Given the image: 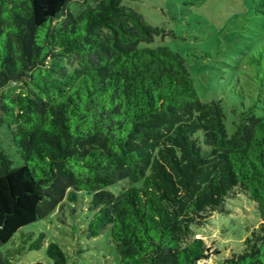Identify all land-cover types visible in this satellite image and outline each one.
<instances>
[{"label":"trees","instance_id":"16d2710c","mask_svg":"<svg viewBox=\"0 0 264 264\" xmlns=\"http://www.w3.org/2000/svg\"><path fill=\"white\" fill-rule=\"evenodd\" d=\"M162 31L125 0H0V127L24 160L0 142V264L41 249L23 229L80 195L115 264H198L213 250L195 227L243 197L260 219L219 264H264V44L242 80L197 81L183 51L145 44Z\"/></svg>","mask_w":264,"mask_h":264},{"label":"rangeland","instance_id":"374dc122","mask_svg":"<svg viewBox=\"0 0 264 264\" xmlns=\"http://www.w3.org/2000/svg\"><path fill=\"white\" fill-rule=\"evenodd\" d=\"M125 2L142 12L150 23L164 28L154 42L145 44H163L183 51L197 81L203 75L221 77L229 71L242 80V67H247L248 54L257 45L264 44V41L259 43L263 37L264 20L253 13L249 0ZM72 6L75 9L76 4ZM210 88L209 91H214ZM11 138L9 128L0 127L1 146L11 155L13 166H20L24 160L17 153ZM85 196L89 200L90 195L85 193ZM228 208L230 210L226 214L214 211L208 217L209 223L195 227L198 236L203 237L213 250L209 258L198 264H219L234 249H240L246 236L245 228L260 219L255 206L243 197L228 203ZM92 214L88 201L80 195L78 201L67 200L65 206L59 207L47 218L26 226L23 230L33 232V238H38L42 232L46 233V238L41 249L26 252L16 264H34L36 261L49 264L51 259L46 254V248L51 241L65 249L69 264H115L118 253L109 236V228L95 238H89L83 232ZM216 248L221 252H217Z\"/></svg>","mask_w":264,"mask_h":264}]
</instances>
